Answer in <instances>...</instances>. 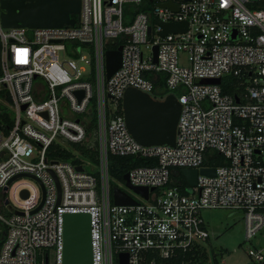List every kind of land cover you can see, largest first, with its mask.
<instances>
[{
	"label": "built area",
	"instance_id": "built-area-1",
	"mask_svg": "<svg viewBox=\"0 0 264 264\" xmlns=\"http://www.w3.org/2000/svg\"><path fill=\"white\" fill-rule=\"evenodd\" d=\"M79 1L74 26L30 29L4 28L0 0V264H64L67 214L90 215L92 264H119L122 253L129 264H163L210 248L206 209L244 210L251 240L264 230V0ZM170 23L187 31L163 35ZM118 43L121 67L108 79L107 52ZM156 74L166 75L163 98ZM129 88L181 103L175 146L133 138L119 113ZM94 114L99 176L85 161L50 159L55 145L88 139ZM109 155L152 161L129 172L148 199L115 204ZM204 168L215 176L199 174L195 187L174 178ZM20 175L44 186L36 213L42 187L26 177L9 185ZM249 255L264 263V249Z\"/></svg>",
	"mask_w": 264,
	"mask_h": 264
},
{
	"label": "water",
	"instance_id": "water-1",
	"mask_svg": "<svg viewBox=\"0 0 264 264\" xmlns=\"http://www.w3.org/2000/svg\"><path fill=\"white\" fill-rule=\"evenodd\" d=\"M167 5L172 7L170 4ZM80 12L81 3L79 0H1V21L4 28L38 29L74 26L77 20L72 16H78ZM162 26L164 27L163 35L187 31L188 28L187 23H170L162 24ZM157 50L156 47L155 62H157ZM121 61L122 47L107 52L108 79L121 67ZM220 82V79L202 81V83L210 84H220ZM122 109L128 130L137 142L144 146H175L182 105L174 95L170 94L164 100H156L147 93L129 88L124 94ZM78 170L83 171V168L78 167ZM199 174L215 176V169L204 168L200 172L191 169L182 170L183 177L191 187L197 185ZM22 177L31 178L42 187L43 201L32 212L36 213L44 203V186L31 175L17 176L9 185ZM124 180L128 188L148 199L150 190L147 187L133 186L129 173L125 175ZM58 188L60 193L59 184ZM23 195L27 197L26 192ZM113 198L116 205H135L137 203L130 194L118 187L113 189ZM64 238V264H92L91 217L89 214L65 215ZM119 264H129L127 253L120 255Z\"/></svg>",
	"mask_w": 264,
	"mask_h": 264
},
{
	"label": "rangeland",
	"instance_id": "rangeland-1",
	"mask_svg": "<svg viewBox=\"0 0 264 264\" xmlns=\"http://www.w3.org/2000/svg\"><path fill=\"white\" fill-rule=\"evenodd\" d=\"M185 64H189L190 57L188 54L182 55ZM87 130L89 132V140L84 142L89 145H97L98 135L96 129H91V121L86 123ZM68 148L73 149V144H68ZM86 169L99 176L98 163L86 159L84 162ZM176 174L174 173V178ZM176 179H178L176 177ZM112 186H117L128 194L139 198V196L132 189L128 188L118 178L111 176ZM186 180V179H185ZM178 182L180 183L181 181ZM1 198V197H0ZM0 214L5 215L6 209L0 201ZM202 218L206 223L208 230L210 231L211 247L208 250H226L228 254L220 259L222 264H255L254 260L250 257V250L264 249V230L258 233L251 240L246 238V224H245V212L241 209H206L202 211ZM2 224L0 223V227Z\"/></svg>",
	"mask_w": 264,
	"mask_h": 264
},
{
	"label": "trees",
	"instance_id": "trees-1",
	"mask_svg": "<svg viewBox=\"0 0 264 264\" xmlns=\"http://www.w3.org/2000/svg\"><path fill=\"white\" fill-rule=\"evenodd\" d=\"M73 17H77L76 15H73ZM122 44L118 43L115 48L120 47ZM154 78V84H155V96L159 98H163L168 94V91L165 88V81H166V75L164 74H156L153 76ZM226 93H231V91L226 90ZM175 95H179V92H175ZM121 115H123L122 111V101L120 102V112ZM97 118L96 114L93 115V120L91 122V129H97ZM89 132H88V139L89 140ZM85 141V142H86ZM97 145H89L88 143L83 144H74L73 145V151L64 149L60 145H55L50 153L49 158L55 159V160H62V161H69L71 163L80 164L83 161H86V159L92 160L96 163H98V151ZM56 150V152H55ZM78 152V154H76ZM109 164H110V175L118 178L123 184H125L124 177L127 173H129L133 168L136 167H147L152 165V161L145 159V158H137L133 156H113L109 155ZM175 176L179 179L180 186L182 188H185L187 186V181L182 175V170L176 169L174 170ZM174 184H170L169 186H173ZM117 186H112L111 191L113 192V189ZM119 188V187H118ZM26 192V191H25ZM27 193V192H26ZM28 196V194H27ZM6 234V230L3 226L0 227V246L2 245V241L4 239V236ZM208 244L211 245V241L208 242ZM228 252L226 250H208L205 247H198V249L190 251L188 253H178L177 256L170 260H160L159 262H162L163 264H220V259L224 256H226ZM151 256V255H150Z\"/></svg>",
	"mask_w": 264,
	"mask_h": 264
}]
</instances>
